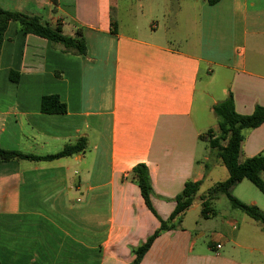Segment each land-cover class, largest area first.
Listing matches in <instances>:
<instances>
[{"label": "crops", "instance_id": "crops-1", "mask_svg": "<svg viewBox=\"0 0 264 264\" xmlns=\"http://www.w3.org/2000/svg\"><path fill=\"white\" fill-rule=\"evenodd\" d=\"M0 7L80 33L87 46L85 56L66 53L16 23L5 34L0 149L46 157L79 140L87 146L57 160L0 163V264H132V249L160 227L130 180L133 169L148 167L153 206L167 220L185 184L210 177L201 137L219 135L214 106L232 95L241 115L264 107V0H0ZM45 96L59 97L66 112L44 113ZM245 135L240 162L264 152V124ZM206 195L199 191L181 226L157 238L140 264H264L262 227L226 196L204 219ZM232 195L264 212V194L250 181Z\"/></svg>", "mask_w": 264, "mask_h": 264}, {"label": "trees", "instance_id": "trees-1", "mask_svg": "<svg viewBox=\"0 0 264 264\" xmlns=\"http://www.w3.org/2000/svg\"><path fill=\"white\" fill-rule=\"evenodd\" d=\"M211 4L219 0H209ZM55 3V0H53ZM11 23H16L24 34H31L49 40L54 45H59L66 53L85 56L87 53L86 41L82 34L75 37L67 36L60 26L53 27L37 16H29L20 12L7 11L0 7V49L4 42L5 34ZM13 82H18L19 76L11 74ZM41 108L47 114H64L66 106L57 96H45L41 102ZM219 126V135L212 131L202 139L206 140L209 147L216 151L222 165L227 169L228 178L217 183L206 195L202 203L201 216L209 219L216 216L212 204L220 196H226L234 209L244 213L247 217L257 222L264 230V212L256 206L242 203L232 195L235 186L244 180L250 181L260 192L264 194V152L240 162L242 146L245 141L246 132L255 130L264 124V107L257 106L251 115H241L236 111L235 101L232 95L213 108ZM86 141L79 140L75 145L65 147L60 153L46 157H35L23 155L18 152L5 151L0 149V163L20 159L27 160H57L73 156L86 149ZM131 182L137 185L141 191L142 198L148 209L159 219V229L145 242L132 249L135 256L132 264H140L149 252L154 242L163 233L173 231L181 226L188 210L193 205L196 195L199 193L202 182H187L183 191L176 196V207L167 220L161 219L152 203L153 187L148 167L144 164L137 165L131 173Z\"/></svg>", "mask_w": 264, "mask_h": 264}, {"label": "rangeland", "instance_id": "rangeland-1", "mask_svg": "<svg viewBox=\"0 0 264 264\" xmlns=\"http://www.w3.org/2000/svg\"><path fill=\"white\" fill-rule=\"evenodd\" d=\"M247 53H248L247 56L249 57V54L251 53L250 50H248ZM205 145H206L207 149H209V159H210L209 175H210V177L205 181L204 185L201 187L200 194H205V193L207 194L209 192L210 188L212 187L213 182H220V181L224 180L223 178H226L228 176L227 169L224 166L220 165V167H217L214 164L216 157H215V154H211L212 149L209 147L208 142H206ZM223 173H225L224 177H223ZM225 175H226V177H225ZM219 208L222 209L224 207L222 205H220ZM209 239H210V233L206 237L202 238V242L203 243L205 242L208 245Z\"/></svg>", "mask_w": 264, "mask_h": 264}, {"label": "built area", "instance_id": "built-area-1", "mask_svg": "<svg viewBox=\"0 0 264 264\" xmlns=\"http://www.w3.org/2000/svg\"><path fill=\"white\" fill-rule=\"evenodd\" d=\"M220 248V246H218V249Z\"/></svg>", "mask_w": 264, "mask_h": 264}]
</instances>
